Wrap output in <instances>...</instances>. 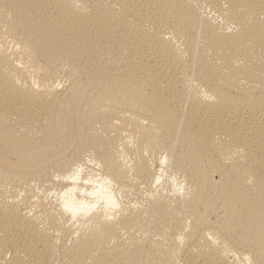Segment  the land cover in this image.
Returning <instances> with one entry per match:
<instances>
[{
    "label": "bare ground",
    "instance_id": "bare-ground-1",
    "mask_svg": "<svg viewBox=\"0 0 264 264\" xmlns=\"http://www.w3.org/2000/svg\"><path fill=\"white\" fill-rule=\"evenodd\" d=\"M0 264H264V0H0Z\"/></svg>",
    "mask_w": 264,
    "mask_h": 264
}]
</instances>
